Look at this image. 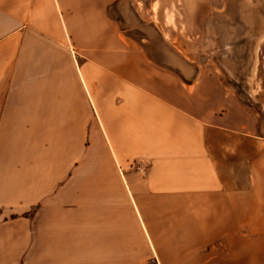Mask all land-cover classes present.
<instances>
[{
    "label": "crops",
    "instance_id": "crops-1",
    "mask_svg": "<svg viewBox=\"0 0 264 264\" xmlns=\"http://www.w3.org/2000/svg\"><path fill=\"white\" fill-rule=\"evenodd\" d=\"M170 1L0 0V264H264V140Z\"/></svg>",
    "mask_w": 264,
    "mask_h": 264
},
{
    "label": "rangeland",
    "instance_id": "rangeland-1",
    "mask_svg": "<svg viewBox=\"0 0 264 264\" xmlns=\"http://www.w3.org/2000/svg\"><path fill=\"white\" fill-rule=\"evenodd\" d=\"M196 1L184 18L180 14L187 13L188 3L170 1L180 20L177 27L196 31L191 48H197L199 59H209L208 67L239 95L253 117L254 138L264 140V0Z\"/></svg>",
    "mask_w": 264,
    "mask_h": 264
},
{
    "label": "built area",
    "instance_id": "built-area-1",
    "mask_svg": "<svg viewBox=\"0 0 264 264\" xmlns=\"http://www.w3.org/2000/svg\"><path fill=\"white\" fill-rule=\"evenodd\" d=\"M138 170L141 171V170H142V167L139 166V167H138Z\"/></svg>",
    "mask_w": 264,
    "mask_h": 264
}]
</instances>
